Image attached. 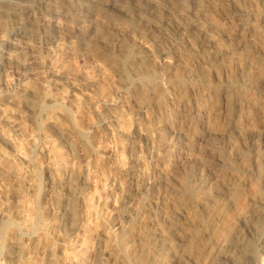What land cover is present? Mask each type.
Returning <instances> with one entry per match:
<instances>
[{
  "label": "clouds",
  "instance_id": "9594fccd",
  "mask_svg": "<svg viewBox=\"0 0 264 264\" xmlns=\"http://www.w3.org/2000/svg\"><path fill=\"white\" fill-rule=\"evenodd\" d=\"M0 264H264V0H0Z\"/></svg>",
  "mask_w": 264,
  "mask_h": 264
}]
</instances>
